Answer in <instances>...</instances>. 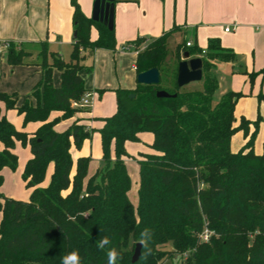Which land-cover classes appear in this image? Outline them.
I'll return each mask as SVG.
<instances>
[{"label": "trees", "instance_id": "16d2710c", "mask_svg": "<svg viewBox=\"0 0 264 264\" xmlns=\"http://www.w3.org/2000/svg\"><path fill=\"white\" fill-rule=\"evenodd\" d=\"M70 4L76 33L70 59L65 61L41 41L35 61L41 78L30 97L18 105L14 94L0 92L5 108L17 110L24 123H40L33 133L18 131L0 110V187L2 169L16 167L15 143L28 144L32 155L21 174L32 189L29 199L0 191V264H60L72 250L79 251L81 264H107V248L96 246L105 235L120 253L117 264H158L168 255H185L183 264H264V142L261 153H255L252 135L232 151L234 132L248 133L245 118L234 124V106L243 94L230 91L212 102L217 88L214 62H234L236 53L218 38L208 39L205 49L187 47L183 40L175 47L171 71L167 43L179 30L176 25L157 37L137 36L122 45V51L132 48L136 54V75L155 67L160 80L115 91L116 111L102 118L98 129L103 166L86 178L91 158L74 159L71 147L80 149L93 129L78 119L62 131L55 125L85 110L72 106L87 91L80 72L91 73L92 64L84 61L97 48L115 51L116 39L114 27L86 16L77 0ZM8 42L7 62L23 64L31 53ZM185 52L202 60L200 88L177 86V65ZM54 70L59 72L58 86L52 82ZM247 75L251 81L258 75L264 79V67ZM158 90L175 97L158 98ZM52 112L60 115L50 119ZM142 132H151L153 142L152 151L137 159L140 180L134 208L128 198L125 143L138 141ZM49 164V182L40 187ZM145 228L152 232L151 255L132 262ZM205 229L210 232L207 242L201 238Z\"/></svg>", "mask_w": 264, "mask_h": 264}, {"label": "crops", "instance_id": "0c3cea01", "mask_svg": "<svg viewBox=\"0 0 264 264\" xmlns=\"http://www.w3.org/2000/svg\"><path fill=\"white\" fill-rule=\"evenodd\" d=\"M78 1L82 12L90 17L94 0ZM121 1L123 2V10L125 12L127 10L128 16L123 19L120 29H128L126 32L129 35L128 37H133L135 34H138V36L149 35L157 37L163 31H167L176 25L179 30L173 33L172 38H175L177 43L181 42V40H190L193 41V44L205 49L208 39L218 38L223 47L232 49L236 53L237 59L234 62H214L213 72L216 77H220L222 67L230 66L232 75L228 74L226 76L231 79H237V83L239 81L242 82V80L243 83H246L247 73L256 72L264 67V0H139L140 4L136 5L134 2H137V0ZM116 4L117 0L114 6V28L115 10L116 6H119ZM149 7L153 10V17H150L151 21L146 24L145 19L141 18L139 14L140 9L147 13ZM72 10L68 0H0V37L13 36L20 41H27V43H15L12 40L10 42L14 43L17 48H23V50L31 53L23 59V64L15 66L7 62V51L5 49L0 51V70L2 72L0 75V92L14 94L18 105L24 99L30 97L34 86L41 78V68L35 64L40 42L46 39L49 49L53 52H58L59 49L63 51L64 47L70 41L72 42L71 38H73L74 33L72 31ZM225 27H229V31H225ZM92 32L95 38L96 29L93 28ZM116 34L118 35V28H116ZM188 34L189 36L186 37ZM133 55L135 58V52H133ZM132 67H134V64ZM6 70L8 71V76H10L9 78L13 77L14 74L19 75V82L23 90H19L16 87L6 88L5 83L8 78ZM236 71L241 72L242 75H234ZM80 74L84 79L85 88L92 91L95 96L93 86L88 81L90 73L82 70ZM256 79L257 82L261 81V84L264 83V79L260 75L256 76ZM52 82L55 86L60 83L57 70L53 71ZM232 88L237 89L234 85ZM256 89L254 92L257 91ZM19 91L24 94V98L21 99L18 96L17 92L19 93ZM259 95L264 99V94ZM94 105L95 100L90 108L77 112L66 120L72 122L78 119L79 123L84 124L89 129H93L96 124ZM59 115L60 112H52L50 119ZM97 123L99 127L102 125V121ZM34 124L31 131H34L40 125L39 122ZM17 143H15V146ZM15 146L12 150L14 153ZM71 154L75 159L79 156L90 155V151L85 145L80 150H75L72 146ZM31 157L30 153L25 163ZM50 165L51 175L53 166L52 164ZM5 170L6 168L4 167L1 171L2 175L5 174ZM39 186L44 187L46 184L41 185L40 183Z\"/></svg>", "mask_w": 264, "mask_h": 264}, {"label": "rangeland", "instance_id": "374dc122", "mask_svg": "<svg viewBox=\"0 0 264 264\" xmlns=\"http://www.w3.org/2000/svg\"><path fill=\"white\" fill-rule=\"evenodd\" d=\"M78 1V0H77ZM79 3V1H78ZM125 3V2H124ZM136 4H140L139 0L134 2ZM68 4H70V0H68ZM80 5V3H79ZM115 10V38L117 40L115 51L97 48L94 50L93 56L91 58H86L85 63L92 64V72L90 73V77L88 81L93 86V91L95 92V105L94 112L96 118V124L93 127L92 135L88 138V141H83L80 149L85 145L87 149L90 151V162L88 165L87 177L93 174L97 168L103 166L102 162V149H101V139L100 134L98 132L99 124L98 121H101L102 118L108 117L115 113L117 103H116V94L115 91L117 89H134L137 85L136 81V71L135 68L132 67L134 64V55L133 49L127 48L122 51L121 46L125 45L127 41L136 38L138 34H135L133 37H128V29L124 28L120 29V26L123 23V19L128 16V12L123 10V2L121 0H117V4ZM135 15V14H133ZM141 18H144L146 24L151 21L150 17H153V10L148 9L147 13L142 9H140ZM148 21V22H147ZM145 25V24H144ZM116 28H118V35L116 34ZM73 31V30H72ZM91 38H94L93 32L91 30L90 33ZM143 36V35H139ZM186 35V37H188ZM154 38V36H145ZM156 37V36H155ZM72 42H73V38ZM14 41L15 43H27V41H20L16 37H0V42L4 41ZM47 41L46 39H43ZM183 41V40H181ZM39 42V41H38ZM67 44L63 51L59 49V54L65 61L70 59L71 53V43ZM193 42V41H192ZM177 40L175 38H169L167 43V56L166 63H168L170 70L172 71L174 66L176 65V57H175V47L177 45ZM32 45V44H31ZM57 52V53H58ZM33 53V51H32ZM193 57V56H192ZM25 59V58H24ZM16 66V65H15ZM230 67V66H229ZM228 66L222 67L220 77H216L217 79V88L215 89L212 102L215 104L220 100V98L227 92L237 91L241 92L243 96L239 97L234 106V119L236 124L238 125L240 119L243 117L248 121V133L244 134L243 130L238 129L234 132L231 137V150L237 151L241 148L245 142L253 135V149L255 153H261L262 146L264 142V99L259 96V94H264V83L261 84V81L257 82L256 77L251 81L246 75V83L239 81L237 83V79H231L228 74L232 75V69ZM0 70V75H1ZM241 76L242 73L236 71L234 75ZM7 82L5 83L6 88H19V90H23L22 86L19 82V75L14 74L13 77L9 78L8 71L6 70ZM227 75V76H226ZM2 77V76H1ZM238 80H240L238 78ZM233 85L237 88L233 89ZM200 82H191L184 87L187 89L200 88ZM255 88H257L256 92H254ZM261 92V93H260ZM18 96L22 99L24 98V94L17 92ZM264 98V97H263ZM20 99V100H21ZM0 110L2 114L5 116L6 120L18 131L33 133L31 131L32 125L36 122H28L24 123L23 118L20 114H18L15 109H6L5 105L0 101ZM70 120H60L56 124V129L58 131L65 130L71 124ZM35 125V124H34ZM153 142V134L151 132H142L139 135L138 141H128L125 145L126 152L129 157L125 158V166L130 177L131 186L128 191V198L135 208L138 204V190H139V165L137 159L139 158L141 153H149L152 151L151 144ZM74 148V147H73ZM75 150H80L76 149ZM15 154L17 156V163L15 169H10L9 167H5V174L3 175V183L1 186V191L7 197L26 201L30 196V188L26 187L23 179L21 177L23 166L27 156L30 155V148L28 144L22 145L20 142L15 146ZM74 154V151H73ZM111 157H113V150L110 151ZM50 170L51 165L49 164L43 181L41 185H47L50 179ZM45 187V186H44ZM186 256L182 255H168L165 256L158 264H183ZM32 264H40L38 262Z\"/></svg>", "mask_w": 264, "mask_h": 264}, {"label": "water", "instance_id": "95a60500", "mask_svg": "<svg viewBox=\"0 0 264 264\" xmlns=\"http://www.w3.org/2000/svg\"><path fill=\"white\" fill-rule=\"evenodd\" d=\"M116 0H94L90 18L93 21L100 22L108 29L114 27V6ZM76 33H73V37ZM202 79V60L200 57H191L185 52L181 61L177 65L176 83L178 87H184L191 82H199ZM160 80V74L157 68H150L137 74L136 81L140 84L155 85ZM134 94H130L132 98ZM156 97L168 98L175 97L165 90L156 91ZM141 255V246L137 243L132 254V262L138 260Z\"/></svg>", "mask_w": 264, "mask_h": 264}, {"label": "clouds", "instance_id": "9594fccd", "mask_svg": "<svg viewBox=\"0 0 264 264\" xmlns=\"http://www.w3.org/2000/svg\"><path fill=\"white\" fill-rule=\"evenodd\" d=\"M210 235V234H209ZM209 235L204 236V240L207 242ZM152 240V232L150 229L145 228L140 232L137 243L141 246V256L146 257L151 255V248L149 247ZM112 241L108 236H101L97 240V247L103 251L107 248V264H117V260L120 257V253L115 247H110ZM60 264H81V257L78 250H72L61 257Z\"/></svg>", "mask_w": 264, "mask_h": 264}, {"label": "built area", "instance_id": "2783aa9c", "mask_svg": "<svg viewBox=\"0 0 264 264\" xmlns=\"http://www.w3.org/2000/svg\"><path fill=\"white\" fill-rule=\"evenodd\" d=\"M225 31H229V27H225ZM185 45L187 47L192 46L193 42L190 40L186 41ZM8 47H9L8 41L0 42V51L2 49H5L7 51ZM94 100H95L94 93L90 90H87L79 100L72 102V106L73 107H80L82 109H88L92 106ZM209 234H210V232L207 229H205L201 235V238L204 240V236L209 235Z\"/></svg>", "mask_w": 264, "mask_h": 264}]
</instances>
